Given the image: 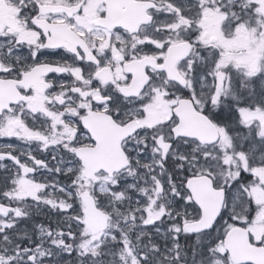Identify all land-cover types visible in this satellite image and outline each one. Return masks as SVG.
Here are the masks:
<instances>
[{
  "label": "snow or ice",
  "instance_id": "6c2138e0",
  "mask_svg": "<svg viewBox=\"0 0 264 264\" xmlns=\"http://www.w3.org/2000/svg\"><path fill=\"white\" fill-rule=\"evenodd\" d=\"M0 141V264H264V0H0Z\"/></svg>",
  "mask_w": 264,
  "mask_h": 264
},
{
  "label": "trees",
  "instance_id": "16d2710c",
  "mask_svg": "<svg viewBox=\"0 0 264 264\" xmlns=\"http://www.w3.org/2000/svg\"><path fill=\"white\" fill-rule=\"evenodd\" d=\"M39 220H40V221H43V222H46V220H44V217H43V216L40 217Z\"/></svg>",
  "mask_w": 264,
  "mask_h": 264
},
{
  "label": "flooded vegetation",
  "instance_id": "af4514ba",
  "mask_svg": "<svg viewBox=\"0 0 264 264\" xmlns=\"http://www.w3.org/2000/svg\"><path fill=\"white\" fill-rule=\"evenodd\" d=\"M53 59H56L57 57H52ZM0 142H3V141H0Z\"/></svg>",
  "mask_w": 264,
  "mask_h": 264
}]
</instances>
